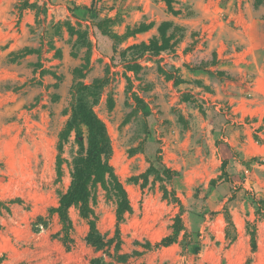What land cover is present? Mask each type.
<instances>
[{"label":"rangeland","instance_id":"374dc122","mask_svg":"<svg viewBox=\"0 0 264 264\" xmlns=\"http://www.w3.org/2000/svg\"><path fill=\"white\" fill-rule=\"evenodd\" d=\"M80 107L105 186L79 112L61 135ZM76 169L94 216L70 206L65 238ZM95 259L264 264V0H0V264Z\"/></svg>","mask_w":264,"mask_h":264},{"label":"trees","instance_id":"16d2710c","mask_svg":"<svg viewBox=\"0 0 264 264\" xmlns=\"http://www.w3.org/2000/svg\"><path fill=\"white\" fill-rule=\"evenodd\" d=\"M164 1L168 6H171L174 0H164ZM162 37H163V42L161 46L164 48L166 47L168 40L164 36V34H162ZM78 112L79 115L82 117L81 118L82 123H84L87 126L89 132V136H88L89 150L87 152L86 157L84 158L83 163L84 165L86 164L87 168L90 171V174L93 175L96 180L100 181L101 184L105 186L106 184L105 175L107 172L110 171L108 164L105 161H103L101 156L102 153L107 149L106 133L102 123L94 116L91 110L85 107H80L78 111L74 112L72 119L67 122L65 130L61 135L64 138L72 128H74L75 130L78 129L77 121L79 119H77L76 116L78 115L77 114ZM79 135L80 132L78 130L77 136ZM152 171H154V169L151 167L147 170V173ZM164 171L170 172L167 169H165ZM60 172H61L60 161H58L57 174L60 175ZM173 198L175 199V196H173ZM72 205H77L79 207L82 216L84 217H88L90 215L94 216L92 206L89 203L87 178H82L79 169H76V174L67 192L60 196L58 205L52 209V212L57 214L59 221L62 224V230L65 233V238H68V234L72 229V222L68 215V209ZM121 211L122 209L118 208L117 210L118 219L121 218ZM171 227H172L171 233L169 235L164 236L159 244L163 246H167L177 240L180 231L183 229V223L181 218L177 217L176 219H174ZM89 235L94 237L92 230ZM187 247L189 251L194 253L198 249V244H195L194 247H192L191 244H189V246L187 245ZM91 264H104V263H101V260L99 259H95L91 262Z\"/></svg>","mask_w":264,"mask_h":264}]
</instances>
